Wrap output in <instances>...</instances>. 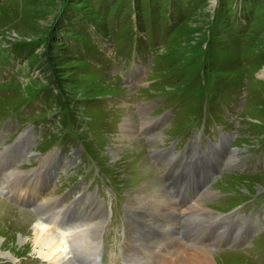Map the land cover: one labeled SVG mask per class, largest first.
I'll return each instance as SVG.
<instances>
[{
	"label": "rangeland",
	"instance_id": "obj_1",
	"mask_svg": "<svg viewBox=\"0 0 264 264\" xmlns=\"http://www.w3.org/2000/svg\"><path fill=\"white\" fill-rule=\"evenodd\" d=\"M76 15L80 17H72ZM91 59L98 66L84 64ZM125 76L129 82L122 85ZM177 98L180 103L169 108ZM200 109H204V115L194 128L191 126L196 133L186 144L195 162L185 153L171 164L157 167L153 155L149 153L147 158L144 148L154 152L171 146L173 136L189 127ZM154 113H163V119L146 130L141 128L142 124L156 122ZM127 117L135 122L137 139L123 133ZM7 123L23 127L19 129L23 133L33 128L40 133L35 139L33 133L29 131L32 137L28 133L31 140L26 145L37 151L26 164L36 165L45 156L55 154L56 160H63L60 187L47 191L45 196L57 195L84 176L89 183L99 184L101 191L103 175H108L121 187L141 193L139 198H132L135 203L148 196L142 206L132 205L144 212L143 222L165 211L169 201L178 205V210L170 211L177 218L174 224L191 219V177L198 163L206 168L216 166L221 155L199 157L204 144L208 148V138L215 142L216 132L221 131L226 138L231 132L234 140L240 139L234 144L236 153L230 149L228 154L239 155L251 150L264 136V0H0V129ZM133 148H141L140 161ZM176 152L174 148L172 154ZM249 156L253 163L264 162V152ZM47 166L40 162L41 168ZM21 172L18 176L30 171ZM242 176L249 184L238 177L232 186L244 195L264 189V174ZM171 178L183 194L171 189ZM84 182L82 179L81 185ZM215 187H220L219 183ZM164 189L167 195L155 196ZM183 202L186 204L179 206ZM203 205L206 201L200 200L199 208ZM9 207L14 209L9 211ZM42 211L51 229L54 221L63 219L60 211ZM256 214L264 216V204ZM27 215L15 204H1L0 238L9 241L16 237L12 246L7 242L5 247L16 257L28 253L24 260L27 264H40L35 258L38 250H34ZM167 216L161 214L163 219ZM196 226L207 227L200 223ZM119 227H106L102 234V264H129L127 253L144 249L152 237L151 225L146 223L132 220L125 235ZM58 234L62 248L76 264L64 233ZM21 235L29 240L28 244L19 243ZM48 236L51 239L52 235ZM85 243L91 249L86 239ZM92 247L96 252L95 241ZM80 249L85 247L76 251ZM84 256L90 259L93 254L88 251ZM16 257L0 255V264L4 259L14 264ZM229 263L253 264L236 252L223 253L214 264ZM141 264H147L146 259Z\"/></svg>",
	"mask_w": 264,
	"mask_h": 264
},
{
	"label": "bare ground",
	"instance_id": "obj_2",
	"mask_svg": "<svg viewBox=\"0 0 264 264\" xmlns=\"http://www.w3.org/2000/svg\"><path fill=\"white\" fill-rule=\"evenodd\" d=\"M148 108V107H146ZM126 121L124 122V127H125V132L127 134H130L131 135V139H137V137L135 136L134 134V131H135V128H134V124L135 122L132 121V119L130 117H127L125 118ZM146 121V120H145ZM130 124H129V123ZM134 123V124H132ZM146 130V129H145ZM124 133V132H123ZM153 135L157 134V133H152ZM161 137V136H160ZM157 138V137H156ZM28 145V144H27ZM157 149V148H156ZM31 151V149H30ZM54 151H59V150H54ZM54 157L53 156H45L42 160H40L41 164L42 165H45V164H50V163H53V159ZM146 160V159H145ZM148 160V159H147ZM125 162V161H124ZM40 167V166H39ZM184 169V168H183ZM178 171V170H177ZM21 171L18 172V174L20 173ZM30 172H27L25 175H29ZM22 176V175H20ZM131 176V175H130ZM183 180V179H182ZM8 182V181H7ZM147 182V181H146ZM182 182V181H181ZM149 183V182H148ZM146 185V184H145ZM167 186V185H166ZM162 191V190H161ZM173 193V192H172ZM21 197L23 196L22 193H20ZM156 194V193H155ZM162 195H167L166 193H162ZM140 197V196H139ZM18 198V197H16ZM165 199V198H164ZM170 199V198H169ZM143 200H145V196L143 197ZM163 200V199H162ZM157 201V200H156ZM166 201V200H165ZM45 201H43L41 204H44ZM159 203V202H158ZM157 203V204H158ZM202 203V202H201ZM200 203V204H201ZM145 205V204H144ZM1 206V204H0ZM161 206V205H160ZM165 206V205H164ZM146 207V206H145ZM151 207V206H150ZM187 207H191V206H187ZM160 209V208H158ZM163 209V208H162ZM161 209V211H162ZM185 209V208H184ZM171 210H178V205H176V203H174L173 201H169V206L166 207V210L165 211H160L161 213L157 216L158 218L160 219H163L161 217V214L162 213H166L168 216H167V219L169 218V214H170V211ZM157 211V210H156ZM158 212V211H157ZM21 213V212H20ZM41 215L39 216L38 220L34 223V226H33V245H34V250H38L37 253L38 255H40V257H42L43 259H47V260H50L56 264H73V262L71 261V259L69 258L68 256V253L65 252V250L62 248V243H61V240L59 238V232H63L64 235H65V238L67 239V241L69 242V237L73 231V225H75L76 223L75 222H72V223H62V221H59V222H55L52 223V229L49 227V222L45 219L44 217V213L43 211L41 210L39 212ZM144 213V212H143ZM155 213V212H154ZM190 213V212H189ZM155 217V215H153ZM63 217V216H62ZM8 218V217H7ZM153 218V217H152ZM5 220V219H4ZM43 222V223H46L47 227L50 228H46L45 226H43L40 222ZM12 223V222H11ZM91 223H94L93 226H88L86 228V231H85V239L86 241L88 242L91 249H80V250H84V251H75V250H72V256H73V260L76 264H90V261L87 258V256H85L84 258L82 259H75L76 257H79V256H83L84 253L86 251H89V252H92L93 257H97L99 255V250H100V239H99V232H100V229H103L106 221L104 222H91ZM179 223V222H178ZM11 225V224H10ZM15 225V224H14ZM13 226V225H12ZM24 226V224H23ZM22 226V227H23ZM14 227V226H13ZM15 229V228H14ZM4 230V229H3ZM2 231V230H1ZM24 231V230H23ZM42 231H45L47 232V235H44V234H41ZM55 232L58 237H54V233ZM135 232V231H134ZM138 232V231H137ZM28 233V232H26ZM49 234H51V239L49 238ZM134 235V234H133ZM15 236V235H13ZM9 238L11 237L10 235L8 236ZM136 237V236H135ZM77 238H80L78 236H74V239H77ZM16 237L9 241L7 240H2L0 238V255L2 257H10V258H14L16 257V255L13 254V252L9 249H7V247H5V243H9L11 246L13 244V242L15 241ZM81 239V238H80ZM138 239V238H137ZM26 237L25 236H20V238H18V241L19 243H25L27 242V244L29 243V240L27 239L26 241ZM144 240V239H143ZM94 241L96 242V246H97V250L96 252L94 251L93 247H92V244L94 243ZM136 242V241H135ZM140 242V241H139ZM146 242V241H145ZM7 245V244H6ZM26 245V244H25ZM46 246H49V248L46 250ZM146 245V244H145ZM10 246V247H11ZM64 246V245H63ZM70 246L72 247L73 249V246L72 244L70 243ZM9 247V246H8ZM129 248V247H128ZM130 249V248H129ZM136 249V248H135ZM139 249V248H138ZM141 249V248H140ZM68 250L70 251L69 247H68ZM137 251V250H136ZM95 252V253H94ZM88 253V252H86ZM91 257V256H90ZM122 258V257H121ZM167 264H169L167 262ZM175 264H185L183 263V261H181L180 263L178 262H175ZM191 264H202V262L200 260H194L192 259V263ZM230 264V263H229Z\"/></svg>",
	"mask_w": 264,
	"mask_h": 264
},
{
	"label": "trees",
	"instance_id": "obj_3",
	"mask_svg": "<svg viewBox=\"0 0 264 264\" xmlns=\"http://www.w3.org/2000/svg\"><path fill=\"white\" fill-rule=\"evenodd\" d=\"M97 15H98V14H97ZM99 15H100V14H99ZM77 16L80 17L79 15L72 16V17H73V18H74V17L77 18ZM88 16H89V15H88ZM101 16H102V15H100L99 18H100ZM104 17H105V14H104ZM73 18H72V19H73ZM86 24H89V21H87ZM84 62H85V61H84ZM86 63H87V62H85L84 64H86ZM87 64H88V63H87Z\"/></svg>",
	"mask_w": 264,
	"mask_h": 264
}]
</instances>
